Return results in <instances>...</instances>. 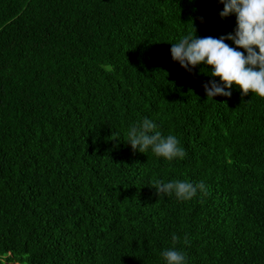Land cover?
<instances>
[{
	"label": "trees",
	"instance_id": "obj_1",
	"mask_svg": "<svg viewBox=\"0 0 264 264\" xmlns=\"http://www.w3.org/2000/svg\"><path fill=\"white\" fill-rule=\"evenodd\" d=\"M223 7L0 0V264H167L173 248L184 264H264V97L208 98L219 77L170 51L195 29L234 34ZM144 118L186 155L133 150ZM156 180L208 194L157 195Z\"/></svg>",
	"mask_w": 264,
	"mask_h": 264
},
{
	"label": "clouds",
	"instance_id": "obj_2",
	"mask_svg": "<svg viewBox=\"0 0 264 264\" xmlns=\"http://www.w3.org/2000/svg\"><path fill=\"white\" fill-rule=\"evenodd\" d=\"M224 5L220 17L226 18L235 15L237 27L233 33L220 38H199L195 33L183 35L175 43H171V55L181 67L189 72L198 65L205 64L211 70V77H219L221 83L215 79L203 85L207 97L231 96V89L236 85L243 95L255 93L264 97V0H219ZM225 40H231L236 47H230ZM242 48L246 51H238ZM258 49V52H257ZM191 66V67H190ZM157 125L150 119L144 118L142 122L134 124L128 130V143L133 150L141 153L151 146L154 154L171 160L174 157L183 158L186 153L179 147V141L174 135L162 136L157 131ZM155 192L175 195L179 199H191L197 192L207 195V187L201 181L192 184L187 181L175 180L164 183L154 181ZM173 242L178 237L173 236ZM185 244L188 243L185 237ZM167 264H184L185 253L175 248L161 253Z\"/></svg>",
	"mask_w": 264,
	"mask_h": 264
}]
</instances>
